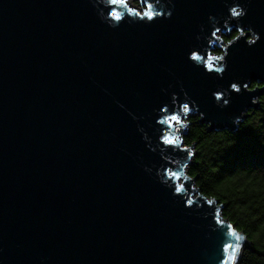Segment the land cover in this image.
<instances>
[{"label": "water", "instance_id": "95a60500", "mask_svg": "<svg viewBox=\"0 0 264 264\" xmlns=\"http://www.w3.org/2000/svg\"><path fill=\"white\" fill-rule=\"evenodd\" d=\"M139 1L172 16L0 0V264H238L249 240L188 175L183 119L235 130L259 107L264 0ZM234 3L245 36L225 43ZM217 43L223 78L207 67Z\"/></svg>", "mask_w": 264, "mask_h": 264}, {"label": "trees", "instance_id": "16d2710c", "mask_svg": "<svg viewBox=\"0 0 264 264\" xmlns=\"http://www.w3.org/2000/svg\"><path fill=\"white\" fill-rule=\"evenodd\" d=\"M238 33L234 30L224 39L228 42ZM259 103L235 130H210L194 113L183 135L184 144L195 147L188 175L249 240L238 264H264V94Z\"/></svg>", "mask_w": 264, "mask_h": 264}, {"label": "clouds", "instance_id": "9594fccd", "mask_svg": "<svg viewBox=\"0 0 264 264\" xmlns=\"http://www.w3.org/2000/svg\"><path fill=\"white\" fill-rule=\"evenodd\" d=\"M110 3L112 4H123V0H109ZM228 12H229V17L231 19H235L237 20V28H238V31L240 32V35L243 37L245 36V28L241 26V23L239 21L238 18L240 17H244L247 15L248 13V9L245 7V6H242L241 4L239 3H234L233 6H231L229 9H228ZM148 13H152V16L150 18H148L149 21H151L152 19H154V17L156 15H159L161 17H171L172 16V11L171 10H168L165 14V11H162V10H159L158 12H154L151 8V6H149V9L148 11H146L144 13V16H146V14ZM112 17L115 18V16H119L121 18V14L116 12V11H113L111 13ZM136 15H139L138 13H136ZM209 19L211 21H215V17H209ZM117 20V19H116ZM118 21V20H117ZM112 27H115L116 25H111ZM249 32H251V38H246V43L249 45V46H252V45H255L260 39V34L255 31L253 28L249 27L247 28ZM229 31H231V29H229ZM215 34V33H214ZM228 52L227 50L225 49L224 51V54L223 55H220V56H217L215 58L213 57H209V60H208V63H207V67L209 70H212V71H215L218 76L220 78H223V74L225 72V70L227 69L228 67V64H227V61L225 60V58L228 56ZM196 57L198 56H191L190 59H196ZM201 59V57H199ZM199 60V59H198ZM213 60L216 61L217 63V66L213 69ZM230 88L234 91H239V87L237 84L233 83L231 84ZM214 96L217 100V102H219L222 97H223V93L222 92H217V93H214ZM228 104V101L225 100L224 101V105L226 106ZM182 111L187 114L189 112V105L188 103H185L183 104L182 106ZM175 117V116H173ZM172 118V117H171ZM168 139H172L171 137H169ZM240 239H243V237H240Z\"/></svg>", "mask_w": 264, "mask_h": 264}, {"label": "rangeland", "instance_id": "374dc122", "mask_svg": "<svg viewBox=\"0 0 264 264\" xmlns=\"http://www.w3.org/2000/svg\"><path fill=\"white\" fill-rule=\"evenodd\" d=\"M126 2H127L128 4H131V7H132V8H135V9L139 10V12H142V13H144V12L147 10V8H148V5H147L145 2L141 3L139 0H126ZM233 31H234V30L226 31V32H224V33L220 32V33L218 34V37H219L222 41H224L225 43H228L230 40L227 42V41L224 39V37H229L230 34H231ZM224 51H225V48L221 47V46L217 43L216 46H215V48L212 50V55L223 54ZM213 63L216 64L215 61H213ZM192 114H194L193 111H192V112H189V113L187 114L188 116H187L186 118H184L183 120H184V121L189 120V116L192 115ZM187 128H188V127H187ZM186 131H187V129H186ZM185 133H186V132H185ZM185 133H184V134H185ZM196 195H197V193H194V196H196Z\"/></svg>", "mask_w": 264, "mask_h": 264}, {"label": "snow or ice", "instance_id": "6c2138e0", "mask_svg": "<svg viewBox=\"0 0 264 264\" xmlns=\"http://www.w3.org/2000/svg\"><path fill=\"white\" fill-rule=\"evenodd\" d=\"M151 16H152V13H148V14H146V17H147V18H150ZM115 19L120 20V17H119V16H115ZM196 59L198 60V59H200V58H199V57H196ZM171 119H172L173 121H176V120H177V117H172ZM166 142H167L168 144H170V145L176 143V141L173 140V139H167ZM173 175H175V174H173ZM232 235L235 236L236 240H240V236L237 235L235 232H233ZM227 248H228V249H232V245H228Z\"/></svg>", "mask_w": 264, "mask_h": 264}, {"label": "bare ground", "instance_id": "6f19581e", "mask_svg": "<svg viewBox=\"0 0 264 264\" xmlns=\"http://www.w3.org/2000/svg\"><path fill=\"white\" fill-rule=\"evenodd\" d=\"M245 244V243H244ZM241 257V256H240ZM240 259V258H239Z\"/></svg>", "mask_w": 264, "mask_h": 264}]
</instances>
